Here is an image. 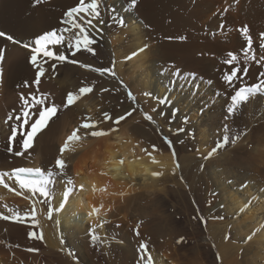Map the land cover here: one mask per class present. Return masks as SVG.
Masks as SVG:
<instances>
[{"label": "bare ground", "instance_id": "obj_1", "mask_svg": "<svg viewBox=\"0 0 264 264\" xmlns=\"http://www.w3.org/2000/svg\"><path fill=\"white\" fill-rule=\"evenodd\" d=\"M77 2L78 0H42L38 9H35L29 7L28 0H0V28L8 32H15L23 40H27L25 43H32L37 36L45 32L62 29L63 25L60 23V19L65 18L64 13L69 7L75 6ZM129 2L130 0H102V12L107 13L104 11L105 8H116L118 13L123 15L128 22L127 27L121 28L113 25L105 29L102 38L96 37L98 40V43L94 45L96 57L84 50L83 56L81 54L84 64L96 68H112L115 76L108 73L101 76L88 68L82 70L83 68H79L75 64L64 65L59 67L60 72L58 74L55 73V70L48 69L41 77L39 85H36L33 83L36 69L28 62L30 50L0 37V48L4 49V62L0 66L2 70L0 71V117L10 110H15L13 113L17 114L23 107V104L19 105L21 93L14 92L12 89L16 84H21L24 89L22 93L26 97L29 93L38 96L45 94L47 103H55L59 106L57 116L49 122L48 127L38 134L35 145L26 151V159H24L26 162L23 166H20L22 163L16 165L19 162L18 157L11 155L8 151L0 152V159L2 160L0 172L8 171L11 168L15 169L17 166L37 168L40 165L45 168V171L49 168L55 170L54 160L60 157L66 160L67 176L73 178L77 189L69 197L64 209L59 213L53 212L51 219H49L47 215L48 206L39 202L43 199L42 197H39L38 194L32 197L30 193L19 188L14 177L9 180L5 176L4 182L15 191H10L9 188L0 184V212L5 215H12V212L9 211L11 209L19 211L21 214L25 210L31 213L35 201L36 215L35 218L20 221L0 219V264H42L43 258L48 260V264H72L70 261V255L73 256L72 250L78 249L81 253L83 249L88 248L89 244L85 235L89 233V225L94 227L95 221L89 218L87 213L91 211L93 206L99 207L101 204L104 206L101 210V216L106 221L103 228L96 229V234L102 235V237L108 236L107 238L119 236L124 230H122L124 228L123 223L128 222L126 218L130 209L137 205L138 209L136 210L142 212L144 208L141 206L144 202L142 200L144 195L135 196L131 200L126 199L135 187L136 181L139 180L140 183L142 181L150 187H155L162 182L160 176L164 172H167L168 175H174L178 173L180 168L182 174L189 178L194 185L198 183L202 176L198 175L197 168L204 159L197 157L195 151L191 153L192 146L198 148L209 144L207 138L210 137L211 130L220 127L222 119L220 115H222V105L224 104L222 93L224 88L229 89L222 76L236 66L235 64L223 65L215 72L214 82L208 79L211 73L208 71L209 69L207 70L210 59L208 54L211 50L213 53L215 51L223 54V59H228L227 53L233 52L240 59L239 66L248 68L247 75L242 76L244 82L236 88L250 86L258 82L256 78L261 72V65L255 62L245 64L243 61L241 50L246 46V40L241 33V28L247 26L249 35L253 40H257L256 35L258 33L264 32V0H257L252 8L247 5L250 12L256 10L255 17L248 16L246 11L243 15L240 11L239 17H242V20H238L240 23H236L239 26L236 25L239 28L238 31L236 30L228 36L220 35L214 42L206 40L202 36L209 23H202L200 20L201 16L203 19V15L200 16L201 6L203 4L210 5V7L213 5L215 10H220L221 4L225 8L230 3L228 0H137L136 7L126 12L125 7ZM53 6H57L56 10H53ZM244 9L246 10V8ZM210 11L212 12V10ZM211 12H209V17H211ZM236 14L238 16V13ZM139 19H142L143 22H138ZM46 26H48L47 29L41 30V27ZM179 37H186V39H179ZM30 39L33 41H28ZM257 41L253 42L257 43ZM145 44H147V48L142 52L139 51ZM133 52L136 55H132ZM172 61H174L173 66ZM43 62V60L40 61L41 65H44ZM218 63L220 65V61ZM262 68L264 69V67ZM176 69H179L182 76L192 73L197 77L191 84L182 78H177L176 85L169 93L166 86H171L170 81L174 79L172 72ZM238 75L242 74L238 73ZM247 79L252 81L247 82ZM260 79H264V77H260ZM25 80L29 82L28 87L23 86ZM210 81L212 82L210 83ZM181 83L185 85L183 89L180 88ZM196 85L199 87L196 88ZM83 86H91L93 91L82 95L73 105L64 108L63 104L67 94L78 92L79 88ZM101 89H107V91H101ZM129 92L135 98L143 100L142 103L130 100L128 98ZM145 92H151L153 97L167 95L173 101L172 107L179 109L176 119L169 123L171 108L166 105H158L154 98L144 96L143 93ZM219 94L220 96H218ZM262 97L263 94H258L250 98L248 102L250 104L247 108L249 113L262 107ZM154 107L157 109V113L163 111L166 115L162 117L157 113H152L151 109ZM132 108H135L136 111L126 120L121 121L118 126H115L118 127V131H112L109 135L93 138L85 136L84 130L81 129L79 133L81 140L75 142V151H72L70 147L61 157L58 148L62 147L67 136L78 128L85 118H90L89 122L98 123L96 130H107L114 125L111 120H104L103 113L105 111L109 112L115 119V117L124 115ZM198 110H202L203 114L198 115L196 112ZM142 112L152 114L156 123L153 124L143 119ZM185 116L189 120L192 118L196 121L185 124L183 123ZM167 127H171L172 131H176L179 127L184 128L183 132H179L171 140L172 149L162 144L164 135H167L164 131L167 130ZM1 128V133H6L7 130L4 126ZM191 130H194L197 136L196 141L192 144L189 141ZM257 135L251 137V134L248 138L254 139L255 142L251 163L253 166L256 165L255 168L260 167L262 173V179L258 185L254 186V184L241 191L235 187V185H239L238 182L228 183L229 173L234 177L238 176L236 171H230L228 166L224 165L229 162H237L236 164H238L237 158L232 156L233 152L231 151L222 152L224 155L221 157L215 156L210 159L208 166L216 183L220 186V197L226 204L227 213L234 219V225L243 233L244 237H251L249 243L252 242L258 247L254 251V256L262 255L264 257V190H262L264 187V129ZM0 145L1 147H8V138H3ZM152 145H156L158 150L153 152ZM142 149L151 152L157 162L153 163L152 158ZM179 149L182 153L184 152L181 153L180 158L177 156ZM13 150H21V146L19 144L13 146ZM172 150L175 152V157L172 155ZM200 152L206 151L201 150ZM121 158L124 159L123 165L118 163ZM152 172L162 174L154 177L151 175ZM225 176L227 179L222 181L220 178ZM246 178L248 177L246 176ZM80 185L84 186L82 191L79 190ZM141 186L139 185V187ZM143 189L145 190V188ZM22 191V195H17V192ZM62 191L63 188L58 181L53 189L52 204L54 207H59L63 199ZM161 191L170 194L168 188ZM253 195L262 198L260 199L262 209L260 215H255L251 210L252 207L250 208L249 201ZM147 198L148 196H146ZM120 200L124 201V206L115 207ZM133 201H136L135 205ZM146 202L148 203L147 200ZM245 210L249 211L246 212ZM147 213H149L148 210ZM57 220H59V224H57ZM211 228L217 237L223 239L226 227L224 228L222 222L212 223ZM36 235L43 237V245H40ZM90 240L89 243L91 244ZM218 245L221 246L222 244ZM106 247L109 248V246ZM130 247L127 243L124 249L136 257L134 247ZM250 249L252 247L249 246L247 250ZM221 250L225 256H229L232 255V252H236V247L228 242L221 246ZM160 259L159 264H168L163 262V258Z\"/></svg>", "mask_w": 264, "mask_h": 264}, {"label": "rangeland", "instance_id": "obj_2", "mask_svg": "<svg viewBox=\"0 0 264 264\" xmlns=\"http://www.w3.org/2000/svg\"><path fill=\"white\" fill-rule=\"evenodd\" d=\"M256 1L257 0L255 1L254 0H232V1L228 0V2L230 3L227 4L225 8L220 3L221 4V7L219 6L220 10L216 9L217 11L213 8L214 6L212 4H211L212 5L211 7L210 5L207 6V4H203L201 6L202 10L200 11V16L203 15V19L201 16L200 20L202 21V23H209V25H208L207 30L203 32L204 34L202 36H204L206 40H210L214 42L217 40V38L220 35L228 36L229 34L236 32V30L238 31L239 26L236 23L242 20V17H239V14H241L242 12L243 15L246 13V14H249L248 16L255 17L256 10L254 9V11L250 12V10L248 9V6L249 8L250 7L252 8L254 6L253 5L254 2ZM32 2L33 0H28L29 7L38 9L40 4L42 3V0H40L39 3H36V0L34 1V3ZM127 6L128 4L126 5L125 8H127ZM56 7L57 6H53V10H56ZM244 8H246V10ZM225 9H227V11H225ZM210 10H212V12ZM202 12L204 13L202 14ZM209 12H211V17H209L210 16ZM236 13H238V16ZM102 14L105 15L104 18L107 20L108 14L107 13L104 14L103 12ZM64 19L65 18L63 17L60 19V23L63 25L62 29L64 28V24L62 23ZM233 19L234 20L237 19V20L234 21ZM141 20L142 19H139L138 22H143V20L142 21ZM127 23L128 22L126 21V24ZM221 25H223V27H221ZM44 28L47 29L48 26L43 27V28L41 27V30H43ZM242 29L243 28H241V30ZM0 31H3L6 34L11 35L14 39L20 41L22 44H24L27 41V40H23V38L16 35L15 32H8L2 28H0ZM260 33H264V32L261 31ZM260 33L257 34L258 36L256 35V37H258L257 38L258 41L253 40L255 42L257 41V43L253 42V48L256 50L258 59L260 55H264V53H262L259 48ZM184 39H186V37H184ZM28 41L32 42L33 39H30ZM21 43H15V44L22 46ZM60 48L58 49L59 51H62L66 55H69V60H77L81 62L82 64H84V59L82 57L83 56L82 53L84 52L83 50L78 52L75 56H72L68 53L66 48L62 46ZM210 52L208 56L210 57L211 60L209 59V64H208L209 66H207V70L209 69L208 71L211 73L209 74L210 77H208V79L214 82L216 78L215 72L217 71V69H219L223 65L227 66L228 64L224 63V60L226 59H223V56H222L223 54L217 53L215 51L213 53L212 50ZM91 54L92 56L96 57V52L95 54L93 53ZM200 54H205V53H200ZM79 56L80 58H78ZM212 60L215 62H213ZM219 61H220V65L218 63ZM3 62H4V59L3 61H0V66L2 65ZM51 63L56 64V68H55L56 74L60 72L59 67L64 66V65H74L73 63H69V62H63V63L58 62L57 63V61L55 60H50L48 61V63H46V65L45 63L44 65H42L43 67L45 66L44 67L46 69L45 72H47L48 69H51V71H54L52 69ZM171 63L173 66L174 61H172ZM49 65L51 66V68ZM75 66H78L79 68H83L82 70L86 69L84 67H80V64L79 65L75 64ZM260 68H261L260 69L261 72L264 71L262 66ZM0 71L2 70L0 69ZM196 77L197 75H195V80H196ZM212 81H210V83ZM250 81L252 80L247 79V82H250ZM235 82H234L235 83L234 85H236L235 87H237L238 85L242 84L244 80L238 79V81L235 80ZM12 89L14 92H18V93L19 92L22 93L24 90L21 84H16V86H13ZM223 90H224L223 92L224 94L222 93V95H224L223 96L224 104L222 105V109H223L222 115H220L222 118L220 127H217L211 130L210 137L207 138L208 139L207 143L209 144L200 146L198 148H194L192 146L191 153H194L195 151V154L197 155V157H199L200 159H204V161H202L197 168V171H199L198 175H200V177L202 176L201 178H199L198 183L194 185L189 178H187L185 175L182 174L181 169L179 167H178L179 168L178 173L174 174L175 176L168 175L167 172H164L167 174L163 173V175L160 176L162 179V182L158 183L155 187H150L146 183H142V181L140 183L139 180L136 181L135 187H133V189L135 188L136 190L132 189L133 192L131 191V193L128 194L129 196L126 199L131 200L135 196L144 195L142 196V200L144 202L141 204V206H144V208L147 206L145 213H144V208L142 212L140 210H136L138 209L137 205L134 207L135 209L134 208L130 209V212H128V216L126 218V221L128 220V222L123 223L122 226L124 228H122V230L123 229L124 230L122 231L123 233L119 236H112V237L107 238L108 236L102 237V235L97 234L98 239L97 241L93 242L92 238H90L91 234H89L90 233V230H89V233H86L85 235L87 236L86 241H88V244H89L87 248L88 250L85 248L81 251V253L78 249L72 250L73 256L70 255L71 258L69 257L72 264L73 263L78 264V262L79 264H120V263L121 264H145V261L147 260V254L143 253L140 250V245L142 243L147 245L148 253L151 254L153 264H159L160 258H163L164 259L163 262L168 263V264L170 263H176V264H264V257H262V255L261 256L257 255V257L254 256V251H256L258 247H256L255 244L252 242L249 243V236L248 237L243 236V233H241L240 230L236 228V226L234 225V221H233L234 219H232L227 213L226 204L224 200L220 197V194H221L220 186L216 183V180L213 177V173L211 172V169L208 166L210 159L214 158L215 156L221 157L222 155H224L223 153L231 151L233 152L232 156L234 158H237L238 164H236L237 162L236 163L229 162L228 164L225 163L224 165L228 166L230 171L232 170L236 171V174L238 176L234 177L232 174L229 173V176L227 177L228 183L232 184L233 182H238L239 185L238 186L235 185V187L236 188L238 187L241 191H244L247 187L253 186L254 184H255L254 186L258 185V182L262 179V176H261L262 173L260 172V167L255 168L254 166L256 165L253 166V164L251 163L252 162L251 155L253 152V148L255 146V142H254V139L251 140V138L250 137L248 138V136L252 134L251 137H256L258 136L257 134H260L264 129V94L262 97L263 101H261L263 105L258 110H253L252 113H249L248 112L249 110L247 108L250 103H246V105L242 104L240 108L232 116H230L228 119H225V117L227 116V107H228V104L230 103V95L234 94V91H233V88L232 89L227 88V90L224 88ZM218 96H220V94ZM135 101L136 103L141 104L142 103L141 101L143 100H140L139 98L136 97ZM20 102L21 103H19V105L22 104V101ZM196 112L198 115L203 114L202 110H198ZM10 113L13 115V120L8 121V123L6 124L5 120ZM142 114L144 113L142 112ZM15 115L16 114H14L12 110H10L6 114H4V116L0 117L1 119L0 120V141H2V139L5 137L8 138L10 136L9 134H11L10 126L15 123H18L14 119ZM189 121H190L189 123H194V121L196 120L191 118ZM225 124H227L229 127V132H228L229 142L226 145H224L222 148H219L211 157L205 158L207 157L208 152L211 151L212 148L216 147L217 142L222 141V138L225 135L224 133ZM1 126H4V128L7 130L6 133L4 134L1 133V129H2ZM167 130L169 131V133H167L168 132ZM167 130H164V131H166L165 133L167 134L166 136L169 140H173V138L177 136V134H179V132L177 131H172L171 127H167ZM19 131L20 130L18 129V133ZM190 133H191V138L189 141H191L190 144H192L196 141L197 136L194 130H191ZM38 134L36 135V137L38 136ZM237 135L239 138L235 139V142H232L234 137H236ZM36 137L33 140L32 147L36 143ZM17 139H19V135ZM162 142H163L162 143L163 145L168 146L165 143V140H163ZM18 144L19 143L14 144V146ZM242 144L244 147L242 146ZM19 146L21 145L19 144ZM32 147H30L29 149H31ZM7 148L8 147H4V146L1 147L0 145V152L7 151ZM60 148L61 147H59L58 150ZM201 150L206 151V152H200ZM16 151H19V150H13V152L10 154L14 155L15 157H18L19 162L16 165H19L20 163H22V165L20 166H23L26 162V160L24 161V159H26L25 155L27 152H25L22 156H17L15 155ZM167 151L169 152L168 149ZM178 152L179 153L177 156L181 157L182 151H180L179 149ZM21 158L23 159L24 162L22 161ZM1 162L2 160L0 159V164ZM53 164H54L53 166L55 167V160ZM237 165L240 168H238ZM20 166H17V167H20ZM39 167L42 169H45L41 165ZM241 167L243 168V170ZM13 169L14 168H11V169H8V171H3V172H7L11 174ZM246 176L248 178H246ZM249 176H251V178H249ZM227 178L225 176V177H221L220 179L223 181V179H227ZM139 185L140 186L143 185V186L139 187ZM143 188H145V190ZM165 188L170 189V194L161 191ZM262 190H264V187H262ZM146 196H148L147 199H146ZM260 199L262 198H259V196L256 197V195H253L250 197L249 205H250V208L252 207L251 210L254 212L255 215L262 214ZM146 200L148 201V203L146 202ZM123 204H124V201L120 200L119 202H117L115 207L124 206ZM133 204L135 205L136 201H133ZM147 210L149 213H147ZM248 211L249 210H247L246 212ZM215 222H222V225L224 226V228L226 227L225 228L226 230L224 233L225 235L223 239L220 237H217V234L213 232V229L211 228V224ZM137 231L139 232V235H137ZM36 238L40 242V245L44 244L43 243L44 239H42L43 237L41 235L40 236L36 235ZM77 239L79 238L77 237ZM89 240L90 242L94 244L92 243L90 244ZM228 242H231L233 245H235L236 252L234 251L231 253L232 255L225 256V253H222L223 251L222 250L220 251V249H221V246H223L224 244H227ZM127 243L129 244V246H131L130 248L134 247L135 252H136V257H133L131 255V252L124 249V247L127 246ZM218 244H222V245L220 246ZM84 245H86L85 242H84ZM106 246H109V248L111 249H109ZM249 246L252 247V249L247 250ZM42 262H43L42 264H48V260L45 258L42 259ZM31 264H35V263H31Z\"/></svg>", "mask_w": 264, "mask_h": 264}, {"label": "snow or ice", "instance_id": "obj_3", "mask_svg": "<svg viewBox=\"0 0 264 264\" xmlns=\"http://www.w3.org/2000/svg\"><path fill=\"white\" fill-rule=\"evenodd\" d=\"M40 0H36V3H39ZM102 0H78L75 6L69 7L68 10L64 13L65 19L62 23L65 27L62 30H51L45 32L39 36H37L32 43H24L22 47L30 50L29 63L36 69L35 79L33 83L39 85L41 77L45 74L46 69L41 65L40 61L43 60L44 63H48L50 60H55L59 63L69 62L73 64H80L81 67L88 68L94 72L99 73L101 76L106 73L115 76V72L112 68L109 67H100L96 68L92 65L82 64L77 60H69V55H66L64 52L59 51L58 49L62 46L67 49L68 53L72 56H75L78 52L84 50L90 53L95 54L94 45L98 43L96 37H103L105 29L110 28L113 25L124 28L127 27L125 18L121 16L117 9L114 7L105 8L104 11L108 13V19L104 18L102 14ZM137 0H130L125 11L136 7ZM227 11V9H225ZM110 21V22H109ZM223 27V25H221ZM242 34L246 40V47H244L241 51L243 52V61L245 64L249 62H255L256 64L264 67V55H260L259 59L257 58L256 50L253 48V39L249 35V30L247 26H245L242 30ZM0 37H4L8 41L12 43H21L20 41L14 39L11 35L6 34L3 31H0ZM179 39H184V37H179ZM147 48V44L144 45L143 48L139 49V51H144ZM260 51L264 53V33H260ZM132 55H136L133 52ZM228 59L224 60V63L228 65L235 64L229 73H225L222 76L223 81L229 86V88H233L234 94L230 95V103L227 107V116L225 119H228L232 116L242 104H246L249 102L251 97H254L258 94H264V79H260V77H264V71L259 73L258 82L253 83L250 86H243L236 88L234 85V81L238 79H242L243 75H247L248 68H241L240 59L233 52L227 53ZM47 58V59H44ZM129 59L131 57H128ZM4 59V49L0 48V61ZM114 67V62H113ZM56 64H52V69L55 70ZM241 73L242 75H238ZM163 74V73H162ZM172 76L174 79L170 81L171 86H166L167 92H172L173 87L176 85L177 78H182L191 84L195 80V75L192 73H188L186 75L181 74L179 69H176L172 72ZM24 87L29 86V82L27 80L23 83ZM185 85L183 83L180 84V88L183 89ZM196 88L199 85L195 86ZM93 91V87L91 86H83L80 87L78 92L72 93L69 92L66 96V101L63 104L64 108L73 105L82 95L91 93ZM101 91H107V89H101ZM195 94V93H193ZM143 95L147 97L154 98L158 105H166L171 108V118L169 119V123L172 120L176 119L177 113L179 112L178 108L172 107L173 101L167 96L163 97H153L151 92H145ZM128 98L132 101H135V96L129 92ZM20 100L22 101L23 107L21 111L17 113L14 117L15 123L10 126V136L8 137V148L7 151L9 153L13 152V146L16 143L21 145V150L16 151L15 155L22 156L30 147H32L33 140L38 133L43 131L46 127H48L49 122L57 116L59 106L55 103H47V97L45 94H40L39 96L33 93H29L28 97H26L23 93L20 94ZM15 112V110H13ZM136 111L135 108L127 111L124 115H120L112 118L109 112L105 111L103 113V117L105 121L111 120L114 127L109 128L107 130L98 129L97 122H89L90 118H85L84 122H82L78 128L73 130L70 135L67 136V139L63 143L62 147L59 149L61 153V157L63 153L70 149L75 151V142L81 140V135H79L81 129L84 130L85 136H91L93 138L102 137L105 135L111 134L112 131H118V126L121 121L126 120L127 117H130L132 113ZM152 113H157V109L154 107L151 109ZM159 116H165L166 113L160 111L157 113ZM144 119L150 123H156L153 118V115L148 112H144ZM13 120V115L10 113L5 120L7 124L8 121ZM190 121L188 117L185 116L183 118V123L187 124ZM27 126V127H26ZM18 129L20 130L18 133ZM30 129V130H28ZM177 132H183L184 128L179 127L176 129ZM229 127L227 124L224 125V133L225 135L222 138V141L217 142L216 147L212 148L211 151L208 152L207 157H211L219 148H222L229 142ZM19 135V139H17ZM238 135L234 137L232 142H235V139H238ZM166 144L172 149V141L164 136ZM182 142V141H181ZM153 152L157 151L156 145H152ZM144 153H146L149 157L152 158V162L156 163L154 156H152L151 152H148L147 149H142ZM172 155L175 157V152L172 150ZM119 165L124 164V159L121 158L119 160ZM177 167L179 165L177 164ZM67 163L63 158L55 159V170L53 168H49L46 171L42 168H31V167H18L12 170L11 174L7 172H0V184H3L5 188H9V185L4 182V177L7 176L9 180L15 178V183L19 185V188L23 191H27L32 195V197L39 195L43 199L39 202L42 204H46L48 206V218L51 219L53 212L59 213L61 212L69 197L77 191L76 185L74 183L73 178L67 176ZM162 173L160 172H152L151 175L154 177L160 176ZM182 179V177H181ZM61 183L63 188L62 197L59 207H54L52 204V200L54 199L53 189L55 188L57 182ZM243 187V185H242ZM84 186L80 185L79 190H83ZM10 191H15V189L9 188ZM22 192H17V195H22ZM106 191V189H105ZM27 198V197H26ZM6 207V206H5ZM103 205L101 204L99 207L93 206L91 211L87 213L89 218H92L95 221L94 227L93 225H89V230L91 234V238L93 242L97 240L96 229L103 228L106 221L101 216V210L103 209ZM12 215H5L3 212H0V219L4 220H12L15 219L20 221L22 219L35 218L36 210H35V201L33 202V207L31 213L28 210H25L23 214L19 211H13ZM75 215V214H74ZM222 219V217H221ZM57 224H59V220H57ZM119 227V225H117ZM137 235L139 232L137 231ZM251 237H249L250 239ZM30 251H34L33 249H29ZM140 250L147 254V260L145 264H153L151 254L148 253L147 245L141 244ZM143 258V257H142Z\"/></svg>", "mask_w": 264, "mask_h": 264}]
</instances>
